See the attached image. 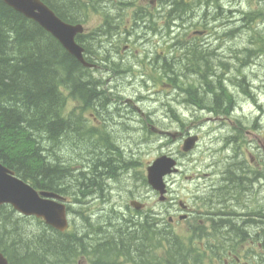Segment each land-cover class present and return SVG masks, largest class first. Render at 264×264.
Instances as JSON below:
<instances>
[{
  "label": "trees",
  "instance_id": "1",
  "mask_svg": "<svg viewBox=\"0 0 264 264\" xmlns=\"http://www.w3.org/2000/svg\"><path fill=\"white\" fill-rule=\"evenodd\" d=\"M43 1L69 23H76L84 8V5L80 6L77 0ZM174 4L176 5L172 12L175 15H189L190 7L185 5L184 1L176 0ZM209 5L210 2L207 0L206 8ZM213 6L217 10L215 16H210L208 11L202 15L206 23L208 20L209 22L220 20L221 12H223L221 4L213 2ZM262 6L249 11H241V18L238 22L240 26L237 29H232L230 26L225 33L217 31L213 35L227 38L236 36L237 32L247 29L250 33H255L249 48L258 47V51L246 49L245 54L250 57L255 54L254 52L264 53V35L256 30L257 25L264 21V7ZM94 8L99 10L98 6ZM92 44L89 43L88 47L91 48ZM94 47H97V44ZM205 50L206 48L200 49L196 45L189 46L186 52L182 50L184 52H181L182 55H178L176 59L177 62H186V70L192 74L191 79L195 80L194 85L191 80H189L190 84L177 83V75L180 70H183L184 64L174 62L168 68H166L167 65L164 67L166 68L164 73L169 71L166 82L176 83L175 86L184 88L183 90L190 96L200 97L204 106L216 115H227L236 101L233 90L240 88L244 93L249 94L247 79L245 77L241 79L238 76L233 79L227 78L225 74H233L234 71L236 74L237 69L229 68L231 63L220 62L217 56L207 59L204 53H209V50ZM211 54L216 55L214 52ZM162 80L164 76L155 83L158 85ZM228 81L234 82L235 89L227 85ZM98 85L99 83L92 79L90 70L83 67L52 35L37 23L25 18L0 1L1 163L39 191L46 190L74 196L71 190L79 187L83 195L91 189L101 190L106 180L115 176V165L109 164V161L96 162L92 159L81 166L83 169L79 177H73V170L69 167L70 163H65L66 167L58 160L59 156L53 155L55 151L51 150L62 143L71 145V142H75L74 149H71L73 151L81 150L83 147L93 149L92 145L98 146L104 142L110 146L108 144L110 138L106 131L116 133L119 129L120 126L110 125L117 115L111 114L107 118L108 121L100 123L96 128H89L83 119L85 112L92 113L96 108H102L103 110L99 112L103 115L109 112V107L106 106L108 100L103 101L102 97L105 93ZM67 96L83 104L79 115L63 114L66 109ZM74 137L83 139V141H77ZM238 142L237 140L235 144ZM98 152L100 155L102 151ZM118 155L121 154L118 152ZM87 156L92 157V153ZM100 157L105 159L107 156L104 157L101 154ZM116 163L121 165L120 160ZM236 166H239V170L241 169V176L236 175L239 170L234 169L227 172L228 175L235 176L237 182L233 183L232 187L228 185V190H242L241 183L248 180L252 174L243 167L241 162H238ZM16 214L8 206L0 207V252L8 258L11 264H75L81 256L87 255L89 246L95 247L99 235L101 240L104 239L108 243L103 249L97 250L94 255L96 260H100V264H118L120 254L127 260L133 261L130 256L135 253L134 249L142 245V240L144 243V237L145 239L151 238L156 232L153 231L147 219L141 222V231L134 229L127 231L126 227L123 231V226L116 227L110 224L105 228L104 233H99L93 229L95 222H90L89 217L83 212L79 213V216L86 223L84 231L61 233L51 227L43 230V227L42 230L38 229L35 232L26 230L22 222L16 219ZM163 234L156 233L158 249L163 246L165 248L164 255H157V260H155L157 264H202L203 261L208 260L213 264L212 258L215 252L212 250V256L206 257V253H202L195 246L189 244L191 247H188L174 235ZM160 238L167 241V244L161 243ZM140 261L150 262V259L147 260L143 256Z\"/></svg>",
  "mask_w": 264,
  "mask_h": 264
},
{
  "label": "rangeland",
  "instance_id": "2",
  "mask_svg": "<svg viewBox=\"0 0 264 264\" xmlns=\"http://www.w3.org/2000/svg\"><path fill=\"white\" fill-rule=\"evenodd\" d=\"M95 1L99 2V10H97V12L93 9L88 11L89 16L85 26L89 31L98 30L103 25L104 13L102 12L100 6L104 7L107 0ZM137 1H139V3L146 2V0ZM205 1L206 0H202L201 2L200 0H191V5L194 6V8H192L189 15L186 16V20L183 19L176 22H181L186 27L189 24L193 25L194 22L197 23V21H200L203 11H207V8L199 5L201 3L204 4ZM198 2H200V4H197ZM220 2L225 12L220 16L219 22L214 23V20L211 22L208 20V23L205 25L206 28H204L205 21H201L199 24L198 29L210 31V33L206 31V33L209 34L206 38L203 36H195L192 34L193 32L190 33L192 30L179 31V29H176L174 34L171 32L167 33L170 35L168 38H155L156 47L148 45L147 47L145 46V48L152 49V53L150 54L152 59H154L156 55L166 56L174 63L184 64V67L186 64L185 61L177 62L176 60L178 55H182L181 52H184L180 50H185L186 52L187 47L193 45L199 46L200 49L206 48L205 51L209 50V53L204 54H206V58L209 59L214 57L211 52L216 51V48H219L217 52H219L223 58L229 59V63H231L229 68L237 69L236 74L235 71L233 74H230L231 79L235 76H238L239 78L245 77L247 79L249 95L244 93L240 88L235 89L233 83L228 81V84L230 85L229 87L231 89H235L233 92H235V98L237 100L233 116H223L222 118L208 114V111L201 106L199 100H191L190 96H188L186 92L172 84V87L168 88V90L170 91L173 89V91L168 93L155 90L152 94L153 96L148 97L149 99L144 101L142 105L143 109H148L150 112L156 111L154 114L156 115L157 124L161 126L159 128L164 129V127H168L172 132L170 137L164 134H154L152 132L150 133L145 131L127 133L122 129H117V134L115 131L110 133L114 142H119L120 144L123 143L122 145L126 148V154L128 156L132 155L130 152L131 149H134L136 153L139 152V154L135 155V157H130L129 160L133 161V163L130 164L127 171H123L124 168L122 165V168L117 171V179L112 182V187L116 189L114 190V194L105 195L107 198L105 203L106 206L110 207L111 210L113 208H117L118 210L125 211V214H120V216L114 219L113 222L119 223V225H125L127 216L129 215L127 211L133 210L130 208V202L132 200H138L145 205V208L142 211L151 212V217H154L155 219L157 218V222L159 224L156 230L157 234L160 233V228L166 226L165 224H167V229L181 242L187 244L188 247H191V245H189L186 240L187 238H190L191 235H189L187 231L188 224L179 220L180 215H182L180 214V203L184 202L185 204L196 206V204H198L196 203L197 195L199 194L198 190H207L208 187H213L217 181L220 180L219 175H223L222 171L225 168L224 164L227 163V161L230 162V157H233L236 151L239 157L250 158V153L253 156L260 157L262 151L260 149V144L258 143L261 142L264 145V53H262V51L258 53L254 52L255 54L250 57L248 54H245V52L244 54L242 53L245 49L258 51V47L249 48L251 45L250 41L254 39L253 34L255 33H250L247 29H245L242 32H237L236 36L222 38L223 40H219V36L213 35L214 31L222 33L224 30H228L230 26L232 29H237L240 26L238 23L241 18L240 12L249 11L252 8L256 9L262 5V7H264V0H220ZM143 5L146 8H150L146 3H143ZM210 9L212 10V15L215 16L217 14L215 6H210L208 10ZM151 10L156 14L155 27L157 28L160 23L158 13L153 9ZM230 11H233V13ZM127 17L132 19L131 15H128ZM217 23L218 25H215ZM137 29V33H134V37L129 40L131 49L128 53L124 54L127 57L135 56L138 51V57L141 58L145 55L142 53L143 50L138 49V41H142L140 40V38L143 37L141 34L145 33V36L149 38L152 36V34L148 33V31L139 28L138 24ZM256 30L264 35V21H261L257 25ZM161 33L162 32H158V35ZM176 34H179L181 37H178ZM177 43H179L180 46L178 45L174 47ZM221 48H223L225 55L221 52ZM176 51L177 53L175 56ZM230 51L233 52V56L237 54V57L230 58ZM98 52L100 58L106 56L103 49L101 50L100 48ZM149 53L150 52H148V54ZM185 72L188 71L186 68H183V70L179 71V76H183ZM135 81L140 82V84L143 82L140 78L129 81L124 79L123 83L118 84V93L120 95L129 96L135 89H137V95L138 90L141 89L139 87L136 88L137 83H135ZM141 96L145 95L141 93ZM126 98L128 97L119 96L115 99V102H120L122 104L121 107H123V101H125ZM194 99H196V97ZM81 106H83V104H81L77 99L67 96L66 110H82ZM170 106H174L177 111H175V117L168 114ZM94 110L101 111L103 109L96 108ZM112 110H114V106L112 107ZM105 116L106 118L110 117V115L106 114ZM115 120L118 121L117 116L115 117ZM87 121L88 126H90V124H92L90 115H87ZM189 135H197L200 140L196 149L190 154L185 155L181 152V147L183 145V139ZM173 136L176 137L173 138ZM239 136L244 137L242 147L231 145L230 140L238 138ZM74 138L77 141H83V139ZM256 138H259L260 141ZM74 143L75 142H71V145H63L62 143L59 146H55L51 149L55 151L53 152V155L59 156L58 158L63 157L66 162L71 163V167H76L79 163L84 165L85 162L89 160L93 159L96 161L98 159L99 156L95 152L92 157H78L77 160L78 153L87 154V151H85L84 148H81V150L77 149L75 151L71 150L75 146ZM48 154L50 155L51 153L49 152ZM163 155L172 156L178 160L179 173L169 179L168 185L171 189L167 196L168 199L161 202L158 195L147 186L144 178L146 177V168L148 164ZM64 165L66 166V164ZM115 165L116 167L118 166L117 163ZM216 170L218 172L217 176H215ZM111 191H113V189ZM249 195L253 194L250 193ZM258 198L262 199L261 197ZM79 200L84 203L82 207H79L80 210L85 211V213L93 214L94 220H96V214L100 215V212H98L99 209L96 208L98 202L93 201L94 198L91 196L86 198L80 196ZM171 200L174 202L170 203L169 201ZM187 201L189 203H187ZM70 202L74 203L75 200L70 197ZM75 210L78 211L79 209L76 208ZM258 214L259 213H256V215ZM71 217L74 228L79 231H84L83 229H85L86 223L83 219H81V217H79L76 213H72ZM168 217L174 218L172 224H170ZM16 219L20 220L23 227L29 231L36 232L38 229L43 227V230H45L47 227L35 218H23L16 214ZM95 225H93V229L97 231L99 228ZM141 225L142 224H134L133 229L141 231ZM193 246L197 249L200 248L198 245ZM251 247V245L247 246V248ZM244 248L245 247L242 246L238 253H245L243 250ZM157 252L158 254L164 255V246ZM259 264H264V262L261 261Z\"/></svg>",
  "mask_w": 264,
  "mask_h": 264
},
{
  "label": "flooded vegetation",
  "instance_id": "3",
  "mask_svg": "<svg viewBox=\"0 0 264 264\" xmlns=\"http://www.w3.org/2000/svg\"><path fill=\"white\" fill-rule=\"evenodd\" d=\"M129 1L130 2L126 3L129 6L128 8L119 7L118 3L123 1L108 0L107 2L108 8L107 10L105 9L106 13L103 32V49L106 51V56H104L102 62L104 76L107 77V82L111 83L124 79L132 80V77L136 75L135 71H139L142 76L152 78L154 81H159V78L163 76L164 79L168 80L169 71L167 70L165 73L164 71L168 66H172L173 61L169 60L166 56L160 55H156L154 59H152L150 57L152 49H146L145 46L153 45L156 47L155 38H168L167 33L170 32L168 29L170 26L169 22L168 20L165 21L163 19L165 16L164 13L158 12L167 9V14H169L172 13L174 7L168 5L164 7L159 4L158 0H146V2L142 3H139L137 0ZM143 3H146L150 8H146ZM124 5L125 4H123V6ZM157 5L160 8H158ZM199 6L202 5L200 4ZM151 9L158 13L160 23L157 28L155 27L156 14L153 13ZM167 14L166 16H169ZM128 15H131L132 19L127 17ZM199 22L200 21H197V24H199ZM137 24L139 28L148 31L152 36L149 38L145 36V33L141 34L143 35V37L140 38L142 41H138V48L139 50H143L142 53L145 55L141 58L138 57L139 51L137 50L138 53L135 56L127 57L124 54L128 53L131 49L129 40L133 38L134 33H137ZM195 24V22L193 25L189 24L185 27L187 28L186 30L190 31ZM158 32L162 33L158 35ZM203 33L204 32L195 31V34L201 35ZM80 41H85L84 36L80 38ZM148 52L150 53L148 54ZM90 54L91 52L87 50L86 56L89 59L91 58ZM229 57H233V55L230 54ZM92 59L97 61L95 58ZM150 69L161 71L159 77H151V74L148 72ZM89 153H92L93 155L95 154V151ZM96 154L98 155L99 152ZM89 157L90 156H88V158ZM261 161L262 165L256 162V165L254 166L252 164L255 162L254 158H251V164L247 163L246 158H243V164L246 165L245 168L251 171L252 174H250L248 180L246 179L241 183L242 190L239 189V191H233L223 189V187L226 186V180L223 178L220 181L218 188H215L214 186L213 190L199 191L200 194L196 200V203H200L199 205L196 204V206H191L190 204H182L185 213L183 215V221L188 224L187 231L195 242L204 246L215 243H240L245 247L246 245H252L257 241V244L262 249V253H264V158H262ZM235 170H239V168L236 167ZM236 175L241 176V173ZM225 176L230 179L228 180L229 187H232L233 183H237L235 176ZM241 191H245L244 195H241ZM249 192L253 195H249ZM90 194H92L91 197L94 198L93 201L98 202V205L96 206V208L99 209L98 212L106 214L116 212L113 207L111 210L110 207L105 205L106 200L101 199L100 195L94 191H91ZM258 197H261L262 199H259ZM255 201L256 204L254 205ZM256 213H259V216L256 215ZM169 221L170 223H173L174 219L170 217ZM101 225L102 224H98L99 228L102 230ZM112 225L120 227L119 223L113 222ZM106 227L107 226L103 228L104 231ZM97 237L95 247H88L91 258L95 255L97 250L103 249L108 245L106 240H101L102 238H100V235ZM143 256L147 257V254H141L139 249L135 250L134 257L136 262L138 261L139 264H142L140 260L143 259ZM227 256L228 257H222L219 261H223L224 264H254V262L259 259L258 253L256 255L253 252L247 254L246 251L239 255H235L230 251ZM261 259L264 260V254H262ZM87 264H94V262H88Z\"/></svg>",
  "mask_w": 264,
  "mask_h": 264
},
{
  "label": "water",
  "instance_id": "4",
  "mask_svg": "<svg viewBox=\"0 0 264 264\" xmlns=\"http://www.w3.org/2000/svg\"><path fill=\"white\" fill-rule=\"evenodd\" d=\"M15 11L28 19L34 20L47 32L53 35L84 66L90 67L83 59L84 49L75 38L83 32L81 26H73L63 22L41 0H2ZM198 137H190L185 141L183 151L188 153L195 148ZM176 162L166 156L157 159L148 168L150 185L162 195L166 192L164 177L173 172ZM64 198L55 193L38 192L30 184L18 178L12 170L0 163V206L10 205L19 214L26 217L42 219L48 226L64 232L67 230L68 215ZM137 206V203H133ZM0 264H10L0 252Z\"/></svg>",
  "mask_w": 264,
  "mask_h": 264
},
{
  "label": "bare ground",
  "instance_id": "5",
  "mask_svg": "<svg viewBox=\"0 0 264 264\" xmlns=\"http://www.w3.org/2000/svg\"><path fill=\"white\" fill-rule=\"evenodd\" d=\"M72 10V9H71ZM163 10V9H162ZM173 10V9H172ZM107 26V25H106ZM187 27V26H186ZM115 32V31H114ZM227 34V33H226ZM119 35V34H118ZM135 39V38H134ZM198 41V40H197ZM49 47V46H48ZM199 47V46H198ZM242 48V47H241ZM191 53V52H190ZM156 65V64H155ZM154 66V65H153ZM160 67V66H159ZM113 68V67H112ZM257 81V80H256ZM214 86V85H213ZM211 90V89H210ZM205 93V92H204ZM221 93V92H220ZM205 96V95H204ZM208 108V107H207ZM226 108V107H225ZM240 108V107H239ZM228 109V108H227ZM233 116V115H232ZM223 118V117H222ZM253 125V124H252ZM78 126V125H77ZM76 158V157H75ZM78 160V159H77ZM72 177V176H71ZM91 177V176H90ZM94 178V177H93ZM70 181V180H69ZM144 183V182H143ZM57 186V185H56ZM80 188V187H79ZM81 190V188H80ZM116 190V189H115ZM64 191V190H63ZM86 191V190H85ZM100 197V196H99ZM119 207V206H118ZM263 209V208H262ZM231 228V227H230ZM87 229V228H86ZM126 232V231H125ZM205 254V253H204ZM206 255V254H205ZM256 255V254H255ZM235 259V258H234ZM253 264V263H252Z\"/></svg>",
  "mask_w": 264,
  "mask_h": 264
}]
</instances>
